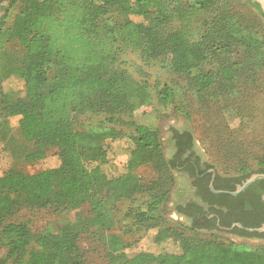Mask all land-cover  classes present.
<instances>
[{
	"label": "trees",
	"instance_id": "obj_1",
	"mask_svg": "<svg viewBox=\"0 0 264 264\" xmlns=\"http://www.w3.org/2000/svg\"><path fill=\"white\" fill-rule=\"evenodd\" d=\"M11 1L12 7L18 0ZM244 1L264 19L257 2ZM217 4L218 0H22L10 23L0 22V49L12 39L26 49L21 64L0 77V118L19 116L23 138L43 148L30 154V161L43 158L50 148H56L60 158L57 167L35 173L26 174L12 164L0 174V245L8 248L0 264H90L79 245L80 233L91 229L107 237L116 225L117 203L136 195L146 196L145 208L135 213L139 223L145 230L158 227L155 241L171 238L180 251L140 250L133 256L110 252L105 264H264L262 245L210 238L215 234L204 238L195 226H161V205L176 180L158 129L138 125L135 134H125L104 125L80 129L75 123V114L102 112L114 123L115 113L133 114L148 105L147 83L125 69L106 72L126 50H139L147 60L168 58L175 71L193 77L200 89L215 82L206 62L236 46L245 50L243 62L264 67V24L258 29L245 24L237 13L214 9ZM116 9L127 15L126 21L112 22L109 15ZM207 12L212 13L195 40L194 23ZM174 19L180 26L169 30ZM235 66L222 68L227 80L236 75ZM10 78L25 89L26 100H11L13 91L3 85ZM159 96L164 103L175 100L169 85ZM117 138L133 145L126 172L112 175L103 165L110 142ZM151 158L162 162L158 167L163 179L146 184L136 169ZM250 170L242 167L238 172ZM87 203L88 213L77 223L39 232L28 222L10 220L23 207L67 211Z\"/></svg>",
	"mask_w": 264,
	"mask_h": 264
},
{
	"label": "rangeland",
	"instance_id": "obj_2",
	"mask_svg": "<svg viewBox=\"0 0 264 264\" xmlns=\"http://www.w3.org/2000/svg\"><path fill=\"white\" fill-rule=\"evenodd\" d=\"M11 2L9 0L8 15H5V11L1 13L0 22L4 19L7 24L10 23L22 4V0H18L11 7ZM214 9H224L231 14L237 13L243 18L241 22L257 29L264 24V19L261 20L258 12L244 0H218ZM211 13H204L195 21V40L202 35L205 29L204 21ZM109 16L112 22L118 23L128 18L119 9ZM179 26V20L174 19L168 25V29L175 30ZM5 51L8 55H5ZM25 53V47L17 39L7 42L5 47L0 49V77L6 76L12 67L20 65ZM244 53L242 47L236 46L232 52H220L212 57L206 62L205 69L214 73L215 82L208 88L200 89L196 87L193 77L175 71L168 58L161 56L147 60L142 57L139 50H126L118 63L106 67V72L125 69L138 81L147 83L151 92L148 105L133 114L115 113L114 123L107 121L110 115L104 112L75 114V123L80 129L104 125L125 134H135L138 125L151 126L160 132L165 158L169 154L167 143L170 128H188L218 170L237 173L242 167L248 169L264 167L260 164L264 159V67L249 64L248 61L243 62ZM235 61L242 62L237 66L238 63L235 64ZM234 65L237 73L231 80H227L222 68H232ZM3 85L6 90L13 91L11 94L13 102L27 99L25 89L20 87L16 80L7 79ZM165 85L171 86L174 90L173 102L164 103L159 96V91ZM19 119V116L0 118V174L12 164L17 170L26 174L57 167L60 158L56 148L46 149L43 158L35 161L28 159L30 154L43 148L23 138ZM132 145L127 138L113 139L108 146L109 159L103 165V170L112 175L126 172ZM157 161L151 158L136 169L146 184L159 177L163 179L158 167L162 162L157 163ZM173 188L174 186L171 191ZM169 195L161 205L163 218L165 217L161 226L182 228L185 225L177 224L176 219L172 217L175 213L171 210ZM145 201L146 196L136 195L118 202L116 225L105 238H100L91 229L80 233L79 245L90 264H105L110 252H125L133 256L140 250H150L155 253L180 251L178 243L171 238L155 241L158 227L145 230L139 223L135 213L145 208ZM88 207V203L78 209L67 211L56 210L54 207L42 209L23 207L12 215L10 220L28 222L33 232H39L54 226L77 223L82 214L87 215ZM186 231L190 233L189 230ZM199 232L204 238H209L208 234H215L210 238L234 239L226 233H209L201 230ZM233 241L242 242L237 239ZM245 243L249 246H264V243L254 240H246ZM7 250V246L0 245V255L4 257Z\"/></svg>",
	"mask_w": 264,
	"mask_h": 264
},
{
	"label": "flooded vegetation",
	"instance_id": "obj_3",
	"mask_svg": "<svg viewBox=\"0 0 264 264\" xmlns=\"http://www.w3.org/2000/svg\"><path fill=\"white\" fill-rule=\"evenodd\" d=\"M8 3L9 0H0V15ZM167 147V159L176 180L169 200L177 224L226 233L240 243L253 239L264 243V231L249 229L264 224V178H258L238 194L226 192L237 189L252 174L264 173V167L245 173L218 170L188 128L171 127ZM211 184L220 192L213 191Z\"/></svg>",
	"mask_w": 264,
	"mask_h": 264
},
{
	"label": "water",
	"instance_id": "obj_4",
	"mask_svg": "<svg viewBox=\"0 0 264 264\" xmlns=\"http://www.w3.org/2000/svg\"><path fill=\"white\" fill-rule=\"evenodd\" d=\"M254 2H257L262 11L264 12V0H253ZM258 178H264V173H254L252 174L249 178H247L243 184H239L237 186V189L235 190H232V191H226L228 193H231V194H238L239 192L245 190L251 183H253L255 180H257ZM211 189L215 192H220V190L216 189L213 184H211ZM239 226H242L241 224H239ZM250 230L252 231H258V232H262L264 231V224L259 226V227H254V228H249ZM254 241H258L256 239H253Z\"/></svg>",
	"mask_w": 264,
	"mask_h": 264
}]
</instances>
